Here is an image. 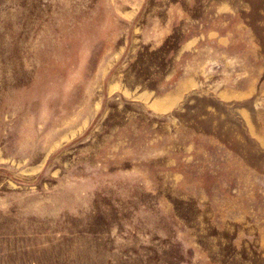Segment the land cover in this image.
<instances>
[{
	"label": "rangeland",
	"instance_id": "rangeland-1",
	"mask_svg": "<svg viewBox=\"0 0 264 264\" xmlns=\"http://www.w3.org/2000/svg\"><path fill=\"white\" fill-rule=\"evenodd\" d=\"M0 264H264V0H0Z\"/></svg>",
	"mask_w": 264,
	"mask_h": 264
}]
</instances>
